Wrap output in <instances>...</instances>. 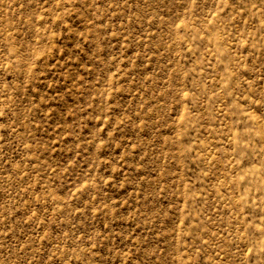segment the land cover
Returning <instances> with one entry per match:
<instances>
[{"label":"rangeland","instance_id":"374dc122","mask_svg":"<svg viewBox=\"0 0 264 264\" xmlns=\"http://www.w3.org/2000/svg\"><path fill=\"white\" fill-rule=\"evenodd\" d=\"M0 264H264V0H0Z\"/></svg>","mask_w":264,"mask_h":264}]
</instances>
